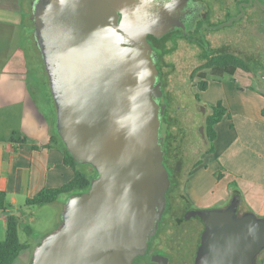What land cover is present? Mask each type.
I'll use <instances>...</instances> for the list:
<instances>
[{"label":"water","instance_id":"water-1","mask_svg":"<svg viewBox=\"0 0 264 264\" xmlns=\"http://www.w3.org/2000/svg\"><path fill=\"white\" fill-rule=\"evenodd\" d=\"M200 11L194 0H33L57 133L97 175L65 200L59 226L37 243L29 264H134L149 255L172 182L167 105L148 37L194 30ZM240 205L236 195L226 208L187 212L186 220L204 222L194 264H258L264 217ZM151 263L170 258L155 254Z\"/></svg>","mask_w":264,"mask_h":264},{"label":"crops","instance_id":"crops-1","mask_svg":"<svg viewBox=\"0 0 264 264\" xmlns=\"http://www.w3.org/2000/svg\"><path fill=\"white\" fill-rule=\"evenodd\" d=\"M31 1L0 0V111L18 108L20 136L31 141L12 142L14 128L0 140V176L11 204L7 211H0V241L6 237L8 215L24 223L21 202L26 204L43 189L60 188L77 174L65 164L60 148H45L56 130L57 111L29 39ZM31 74L36 82L33 88ZM209 93L212 105L221 101L227 114L216 126L215 151L204 154L200 164L196 161L177 170L174 202L179 201L184 214L228 207L239 195L240 209L264 217V90L255 87L249 75L238 72L209 81L202 94ZM221 171L224 175L218 179ZM62 198L61 211L67 196ZM259 261L264 264V252Z\"/></svg>","mask_w":264,"mask_h":264},{"label":"rangeland","instance_id":"rangeland-1","mask_svg":"<svg viewBox=\"0 0 264 264\" xmlns=\"http://www.w3.org/2000/svg\"><path fill=\"white\" fill-rule=\"evenodd\" d=\"M31 25V32L34 33ZM255 33L254 43H246V41H238V45L234 50L254 49L255 51H263L259 45L263 44V38L260 31ZM24 40L28 37L24 34ZM171 35L166 39V41ZM211 42L212 53L219 52L218 45L220 38L217 34H209L207 41ZM260 40V41H259ZM208 46V43H205ZM35 50V48L33 47ZM36 51V50H35ZM202 49L189 44H181L179 49L167 56L166 68L164 69L166 79V92L169 96L170 106L169 115L174 122L171 129L173 134V143L171 146L170 161L172 164H178L180 169L191 166L198 161L204 154L207 153L209 143L205 134L206 117L211 113L212 101L210 94L208 96L200 93L201 102L195 97L199 90L195 87L200 81L199 77L194 80L191 76L198 67L204 63V59L200 57ZM237 52V51H236ZM210 54V53H208ZM37 62L44 72L43 64L40 58L36 55ZM35 64V58L32 59ZM251 64L249 75L254 80V86L264 90V63ZM38 64V63H37ZM36 65V64H35ZM39 65V64H38ZM1 73V68H0ZM243 75L246 73L239 71ZM47 81V77L44 73ZM248 76V75H247ZM209 81L216 77L209 74ZM30 86L35 87V79H32V74L29 79ZM14 128L17 136H20V116L18 108H10L9 110L0 111V140H5L8 137L10 129ZM16 130V131H15ZM14 134V133H13ZM215 151V150H214ZM213 153V152H212ZM234 198V197H233ZM171 211L166 214V228L161 233L162 248L165 252L172 255L174 264H193L197 253L198 237L203 229L202 220L198 217L192 219H184L183 225L176 224V218L182 217L183 210L179 206V201L174 202L173 193L170 195ZM169 199V202H170ZM64 199L61 197L58 202L45 206H27L25 201L21 204L24 211L25 221L19 228V237L23 244H29L35 247L37 243L48 233L55 230L61 222V203ZM30 227L33 230L32 235H29L26 228ZM33 249L24 251L16 264H29L32 257Z\"/></svg>","mask_w":264,"mask_h":264},{"label":"trees","instance_id":"trees-1","mask_svg":"<svg viewBox=\"0 0 264 264\" xmlns=\"http://www.w3.org/2000/svg\"><path fill=\"white\" fill-rule=\"evenodd\" d=\"M32 2L33 0L31 1V5H32ZM29 15H30L29 16L30 23L33 26V30H34L35 27L31 20V16H32L31 6H30ZM29 39L31 40V43L36 50L35 54L40 58L43 64V60L41 58L36 42L34 40L33 32L30 33ZM43 68H44V64H43ZM249 70L250 68H249V65L246 63V61L242 57L234 53H226V54L212 53L210 56H208L206 62L201 64L198 67V69L193 72L191 76L192 80H194L196 77L200 78V81L197 83V85H195V87L199 90V92L195 94L196 99L201 102L200 93L206 92L208 90L209 74L214 75L216 78H223L226 76L233 77L239 71H249ZM44 73L47 77L48 89L49 91H51L50 83H49L45 68H44ZM210 109H211V113L206 117V123H205L206 124L205 134H206V139L209 143V148L207 149V153L214 152L215 150L214 142L217 138L216 126L224 119L225 115L227 114V109L224 107L221 101H219L216 105H213L212 108ZM263 114H264V111H263ZM173 125H174V122L172 121V118L169 115V109H167L166 114L163 119V126H162V131L165 137L164 151H165V166L167 169H168L167 158L171 156V146H172L173 137H174L171 132ZM15 136H17L16 133H14L11 138L12 142H20L23 144H30L31 142L28 137L20 136L19 139H16ZM53 147H58L63 151L65 164L71 167L77 174L73 180L66 183L60 188L43 189L37 196L27 200V203H26L27 206H45V205L58 202V200L62 196H67L68 198L69 196L73 194L85 192L90 188L92 179L97 175V171L92 165H89V164L83 165L75 161L74 157L68 151L63 140L57 133V130H55L54 133L52 134L49 144L45 146V148H53ZM33 148H37V147L34 146ZM200 163L201 162L198 161L196 165ZM179 168L180 166L178 164L171 163L172 172H169V174H170L172 185L167 194V199H168L167 213L169 212L171 208L170 203H169L170 195L178 187L177 170ZM223 175L224 173L223 171H221L218 174V179H221ZM10 208H11V204L8 200V194L6 190L2 187V180L0 176V211L4 212ZM165 216L160 223V227H159V231L157 235L153 238L151 242L152 248H156L157 246H162L163 242L161 239V233L166 228ZM184 219H185L184 217H181L179 221L183 222ZM202 223H203V229L201 230V233L198 237L197 248L200 246L201 234L204 230V222L202 221ZM20 226L21 225H20L19 219L16 216L14 215L7 216L6 237L3 241H0V264H16L17 260L19 259V257L24 251L31 250V249H33L34 251L36 246L32 247L29 244H23L21 242L20 237H19ZM26 231L29 235H32L33 233V230L30 227H27ZM151 257L150 256L148 258L139 257L137 258V261L146 260L149 264H153L151 263ZM258 264H262L261 261L258 260Z\"/></svg>","mask_w":264,"mask_h":264},{"label":"flooded vegetation","instance_id":"flooded-vegetation-1","mask_svg":"<svg viewBox=\"0 0 264 264\" xmlns=\"http://www.w3.org/2000/svg\"><path fill=\"white\" fill-rule=\"evenodd\" d=\"M194 2L197 6H201L203 11L199 12L200 18L197 20L194 30H190L188 32L179 30L171 33L165 37L167 39L171 35L167 41L165 38L157 40L153 36L148 37L149 43L158 55L157 68L163 82V103L167 105V109H169L170 100L166 92V79L164 73V69L167 65L166 58L167 56L175 53L182 43L193 45L202 49L200 57L205 60V63L208 56L212 54V45L209 39V42L207 41V38L209 34L215 33L220 38V44L218 45L219 52L216 53H234L242 57L249 65V68L256 60L259 61L256 63H264V0H194ZM256 30L257 32L260 31L262 33L263 38H261V41L263 44L259 45V47L263 48V51L259 50L254 52V49L242 51L234 50L238 46L235 44L238 41H246L248 44L258 41L259 38L255 39L254 37V31ZM205 43H208V46H206ZM242 72L247 75L251 74L250 70ZM169 158L170 157L167 158L168 170L169 172H172V162ZM170 211L171 208L169 212ZM187 212L184 213L182 217L185 218ZM180 218H176V224L178 226L183 225V222L179 221ZM148 253L149 255L145 258H148L149 256L151 257L155 254H160L169 257L170 264H174L173 256L165 252L161 246L152 248L150 243ZM134 264L149 263L146 260L137 261L136 259Z\"/></svg>","mask_w":264,"mask_h":264}]
</instances>
